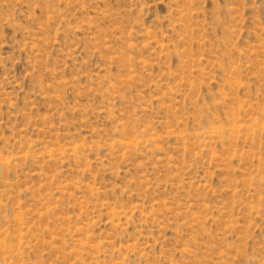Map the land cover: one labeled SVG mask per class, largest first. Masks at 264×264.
Segmentation results:
<instances>
[{"label": "rangeland", "instance_id": "374dc122", "mask_svg": "<svg viewBox=\"0 0 264 264\" xmlns=\"http://www.w3.org/2000/svg\"><path fill=\"white\" fill-rule=\"evenodd\" d=\"M0 264H264V0H0Z\"/></svg>", "mask_w": 264, "mask_h": 264}]
</instances>
